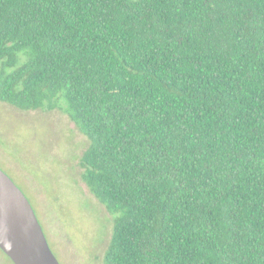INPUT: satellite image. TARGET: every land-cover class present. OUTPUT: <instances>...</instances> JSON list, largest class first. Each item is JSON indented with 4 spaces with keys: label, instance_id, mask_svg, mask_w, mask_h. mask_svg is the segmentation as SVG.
I'll return each instance as SVG.
<instances>
[{
    "label": "trees",
    "instance_id": "trees-1",
    "mask_svg": "<svg viewBox=\"0 0 264 264\" xmlns=\"http://www.w3.org/2000/svg\"><path fill=\"white\" fill-rule=\"evenodd\" d=\"M0 101L88 137L105 264H264V0H0Z\"/></svg>",
    "mask_w": 264,
    "mask_h": 264
},
{
    "label": "rangeland",
    "instance_id": "rangeland-1",
    "mask_svg": "<svg viewBox=\"0 0 264 264\" xmlns=\"http://www.w3.org/2000/svg\"><path fill=\"white\" fill-rule=\"evenodd\" d=\"M90 141L66 112L0 101V169L24 193L59 264H105L111 214L83 180ZM0 264H14L0 249Z\"/></svg>",
    "mask_w": 264,
    "mask_h": 264
},
{
    "label": "water",
    "instance_id": "water-1",
    "mask_svg": "<svg viewBox=\"0 0 264 264\" xmlns=\"http://www.w3.org/2000/svg\"><path fill=\"white\" fill-rule=\"evenodd\" d=\"M0 249L14 264H59L29 200L1 169Z\"/></svg>",
    "mask_w": 264,
    "mask_h": 264
}]
</instances>
